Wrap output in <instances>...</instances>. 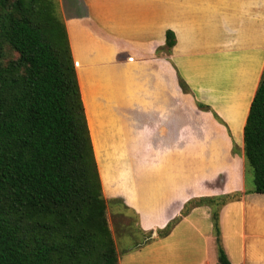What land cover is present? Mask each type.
Here are the masks:
<instances>
[{
	"label": "crops",
	"instance_id": "obj_1",
	"mask_svg": "<svg viewBox=\"0 0 264 264\" xmlns=\"http://www.w3.org/2000/svg\"><path fill=\"white\" fill-rule=\"evenodd\" d=\"M57 2L118 264H218L210 207L181 212L190 200L235 191L241 197L219 211L222 246L230 264H264V194L244 193L252 187L243 155V127L264 68V0ZM166 30L176 42L169 54L158 53ZM229 63L219 83L216 74ZM129 212L132 234L124 228ZM176 217L168 234H158ZM114 226L134 240L124 254Z\"/></svg>",
	"mask_w": 264,
	"mask_h": 264
},
{
	"label": "trees",
	"instance_id": "obj_2",
	"mask_svg": "<svg viewBox=\"0 0 264 264\" xmlns=\"http://www.w3.org/2000/svg\"><path fill=\"white\" fill-rule=\"evenodd\" d=\"M175 42L166 30L158 53L169 54ZM179 85L190 92L181 77ZM243 155L253 172L244 193L264 194V68L243 127ZM241 195L202 196L181 212L210 207L218 264H230L219 211ZM106 211L57 0H0V264H118ZM111 213L115 221L119 212L112 206Z\"/></svg>",
	"mask_w": 264,
	"mask_h": 264
},
{
	"label": "rangeland",
	"instance_id": "obj_3",
	"mask_svg": "<svg viewBox=\"0 0 264 264\" xmlns=\"http://www.w3.org/2000/svg\"><path fill=\"white\" fill-rule=\"evenodd\" d=\"M223 57H222V60H223V63H225V55L222 54ZM231 57H232V54L230 53L229 56H228V61L231 60ZM232 64L229 63V66H226L223 64V66H220V69L218 71V73L216 74V80L219 82V83H223L224 80H225V77L227 78V74H228V70L229 69H232ZM227 70V71H226ZM85 98V97H84ZM85 103H86V107H87V110L89 112L90 109H92V103H90V101L87 99H85ZM233 121L235 123V126L237 128V126H239L241 124V121H240V118H239V114L236 113L235 116L233 117ZM238 149L235 148V153H237ZM246 185L248 188H253V172L251 169H248L246 171ZM129 218L127 220V225L124 226L125 229H128V231L132 233H134V216L129 212ZM109 218H111L109 216ZM116 220V219H115ZM112 225V223H111ZM113 227V225H112ZM115 227V226H114ZM114 238L118 241V252L120 254H124V250L123 247H126L128 246L129 244H131L134 240L130 237L131 234H127V233H123L122 235H119L120 233L123 232V229L120 228L119 226L115 227V230H114ZM119 236V237H118ZM139 239V238H138ZM121 242V243H120Z\"/></svg>",
	"mask_w": 264,
	"mask_h": 264
}]
</instances>
